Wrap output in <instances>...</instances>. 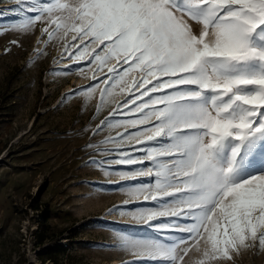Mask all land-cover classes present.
Here are the masks:
<instances>
[{
	"label": "snow or ice",
	"instance_id": "snow-or-ice-1",
	"mask_svg": "<svg viewBox=\"0 0 264 264\" xmlns=\"http://www.w3.org/2000/svg\"><path fill=\"white\" fill-rule=\"evenodd\" d=\"M16 3V29L43 24L89 79L65 98L98 91L99 111L119 97L93 134L124 131L87 163L136 166L116 174L138 181L125 204L141 201L134 231L154 235L120 236L127 264H185L201 241L198 264L264 249V0Z\"/></svg>",
	"mask_w": 264,
	"mask_h": 264
},
{
	"label": "rangeland",
	"instance_id": "rangeland-1",
	"mask_svg": "<svg viewBox=\"0 0 264 264\" xmlns=\"http://www.w3.org/2000/svg\"><path fill=\"white\" fill-rule=\"evenodd\" d=\"M17 8L16 0H0V264H127L134 257L120 236L154 235L134 231L143 228L131 218L141 201L125 204L138 181L116 174L136 166L105 165V175L87 163L108 159L101 150L115 146L102 141L124 131L106 125L93 134L119 97L99 111L98 91L65 98L89 79L77 65L68 69L63 42L48 41L43 24L17 30ZM42 231L48 237L39 243ZM204 248L201 241L185 264H198ZM230 257L206 264H264V249L240 247Z\"/></svg>",
	"mask_w": 264,
	"mask_h": 264
},
{
	"label": "trees",
	"instance_id": "trees-1",
	"mask_svg": "<svg viewBox=\"0 0 264 264\" xmlns=\"http://www.w3.org/2000/svg\"><path fill=\"white\" fill-rule=\"evenodd\" d=\"M35 208H38V206H36ZM46 237H48V235H47V234H45V233H44V231H42V232L40 233V235H39L38 242H39V243L43 242V241H44V239H45ZM49 252L51 253V250H50ZM48 257L50 258V257H51V255H50V256H48ZM41 259H42V261H43V260H45V259H46V257H42Z\"/></svg>",
	"mask_w": 264,
	"mask_h": 264
},
{
	"label": "bare ground",
	"instance_id": "bare-ground-1",
	"mask_svg": "<svg viewBox=\"0 0 264 264\" xmlns=\"http://www.w3.org/2000/svg\"><path fill=\"white\" fill-rule=\"evenodd\" d=\"M60 63L64 65L66 63V61H61Z\"/></svg>",
	"mask_w": 264,
	"mask_h": 264
}]
</instances>
